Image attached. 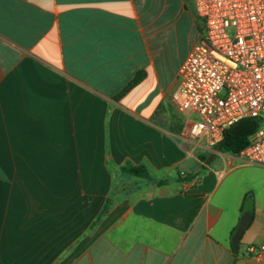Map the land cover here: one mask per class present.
I'll list each match as a JSON object with an SVG mask.
<instances>
[{"label": "crops", "instance_id": "0c3cea01", "mask_svg": "<svg viewBox=\"0 0 264 264\" xmlns=\"http://www.w3.org/2000/svg\"><path fill=\"white\" fill-rule=\"evenodd\" d=\"M202 34L195 0H0V264H264V167L186 137Z\"/></svg>", "mask_w": 264, "mask_h": 264}, {"label": "built area", "instance_id": "2783aa9c", "mask_svg": "<svg viewBox=\"0 0 264 264\" xmlns=\"http://www.w3.org/2000/svg\"><path fill=\"white\" fill-rule=\"evenodd\" d=\"M195 5L202 39L178 75L179 108L193 117L186 137L217 146L238 122L255 121L238 158L264 167V0H195Z\"/></svg>", "mask_w": 264, "mask_h": 264}, {"label": "trees", "instance_id": "16d2710c", "mask_svg": "<svg viewBox=\"0 0 264 264\" xmlns=\"http://www.w3.org/2000/svg\"><path fill=\"white\" fill-rule=\"evenodd\" d=\"M137 84V81H134L130 86L127 88V90L124 92L126 93L128 90H130L134 85ZM123 95V94H122ZM249 144V138L248 137H238L233 136L230 133V130H228L225 133L224 139L222 142H220L217 145V149L223 153L233 154V155H239V153L246 148V146ZM122 173L128 174L130 176L138 177V178H145L150 179V175L148 170L143 166H132L130 164L122 167L121 169ZM189 178L186 179L188 181ZM111 203V199H109L106 203V206L104 207V210L102 211V215L107 212L109 209V205Z\"/></svg>", "mask_w": 264, "mask_h": 264}, {"label": "water", "instance_id": "95a60500", "mask_svg": "<svg viewBox=\"0 0 264 264\" xmlns=\"http://www.w3.org/2000/svg\"><path fill=\"white\" fill-rule=\"evenodd\" d=\"M256 128H257L256 122L247 119V120H242L237 124H235L230 129V133L233 136L249 137L255 132ZM252 220H253L252 212H245L243 214L241 221L232 236V246L234 250H238L240 239L244 234V232L250 226Z\"/></svg>", "mask_w": 264, "mask_h": 264}, {"label": "rangeland", "instance_id": "374dc122", "mask_svg": "<svg viewBox=\"0 0 264 264\" xmlns=\"http://www.w3.org/2000/svg\"><path fill=\"white\" fill-rule=\"evenodd\" d=\"M240 162H241V164H244V163H242V161H240ZM241 167H242V166H241ZM245 172H246L245 169H240L235 175H236V176H237V175H242V176L244 177Z\"/></svg>", "mask_w": 264, "mask_h": 264}]
</instances>
